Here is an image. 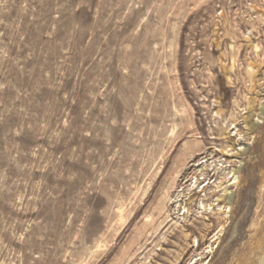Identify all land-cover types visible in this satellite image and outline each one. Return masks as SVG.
Masks as SVG:
<instances>
[{"label": "rangeland", "instance_id": "rangeland-1", "mask_svg": "<svg viewBox=\"0 0 264 264\" xmlns=\"http://www.w3.org/2000/svg\"><path fill=\"white\" fill-rule=\"evenodd\" d=\"M204 156L230 211L158 228ZM200 257L264 264V0H0V264Z\"/></svg>", "mask_w": 264, "mask_h": 264}, {"label": "bare ground", "instance_id": "bare-ground-1", "mask_svg": "<svg viewBox=\"0 0 264 264\" xmlns=\"http://www.w3.org/2000/svg\"><path fill=\"white\" fill-rule=\"evenodd\" d=\"M256 48H258V47L256 46ZM254 70H256V69H253V71ZM260 114H261V112L258 113V116H260ZM249 117H251V115H249ZM258 119L259 118H257L256 120L258 121ZM247 126L250 130H252L255 128L256 123H255V121H253L251 119L249 121V123L247 124ZM236 135H241V134L237 133ZM228 138H230V137H228ZM230 139L228 140L229 145L226 146V147H228V150L226 148V149H222V151L224 152L225 155L232 158L233 156L240 155L239 152H241V150H244L245 147H240L238 150L235 151L234 148L230 147V145L232 144ZM199 142L200 141L195 140L193 142L192 146L193 147H199L198 146ZM203 153H204V151H199V149L192 150L190 157L195 158L196 156H200ZM209 160L210 159H208L207 156L200 157L199 159H196L195 162L192 164L193 171L192 172L190 171L191 172L190 174L188 172L189 175H186L185 179H183V182L177 187H176V184H177L178 178L181 176L180 171L176 175H174V177L172 179L171 187L175 186L176 189L173 191H175L176 194H175V196L173 195L174 197H170L169 191H167L166 195H165V198L172 201L171 202L172 210L167 211L166 217L162 221L159 222L160 224L158 225V228L162 227L163 225H164L163 227H166L167 225L173 226V224H177V226L182 225L181 223L189 215H191V211H192L191 204L196 203V201H197V198L195 196L196 192H198V193L202 192L203 193L198 198V200H199L198 205L199 206H198V212H196V213L200 214L198 216V218L199 217L205 218L202 221L205 228H207V229L209 228V223L206 222V219H208L207 213H209V211L214 213V214H217L219 216L227 215L228 211H230L229 204H231L232 198H233V190H231V186L237 184L239 181V180H237V178H238L237 173L239 172V167L234 168L233 170L227 172V168L224 167V164H221V166H219L218 164L214 165L213 162H215V161H212L211 163H209ZM233 161L234 160H232V159H227L228 165L230 167L232 166L231 163ZM209 170H212V171L216 170L217 173H218V170H221L223 175L226 174L225 177H220L221 178L220 181L218 179V181H219L218 184L216 183L217 181L215 182L216 183L215 188H212L211 186H209L210 181L208 180L209 178L207 176ZM200 179H202L203 181H206V182L209 181V182L207 184H204L201 186L202 183H200ZM223 179H226L228 182V183H225L226 184L225 186H224ZM189 181H191L190 184H187ZM219 191L220 192L222 191V193L220 195H218L213 200L212 197H215L216 192H219ZM164 209H165V204L162 202L161 207H160V211L162 212ZM165 210H167V209H165ZM172 211H174V213H172ZM173 214H177V216L173 217L172 216ZM123 215H124V213H123ZM126 221H127V219H126ZM222 229H223V225L221 226V230ZM162 238H164V235ZM219 239H220V235H219V232H217L216 234H214L211 237L210 240H211V242H216ZM194 245H196L197 247L200 245L199 238H194ZM194 245H192V246L194 247ZM209 247L210 246H208V248ZM209 251H213V248H211V250H209ZM201 254H202V252H200L198 255H201ZM199 260H201V262L199 264H203L202 257L198 258V260L196 262H194L193 264H198Z\"/></svg>", "mask_w": 264, "mask_h": 264}, {"label": "built area", "instance_id": "built-area-1", "mask_svg": "<svg viewBox=\"0 0 264 264\" xmlns=\"http://www.w3.org/2000/svg\"><path fill=\"white\" fill-rule=\"evenodd\" d=\"M204 183H206V181H205ZM206 184H207V183H206ZM202 185H204V184H201V186H202Z\"/></svg>", "mask_w": 264, "mask_h": 264}]
</instances>
